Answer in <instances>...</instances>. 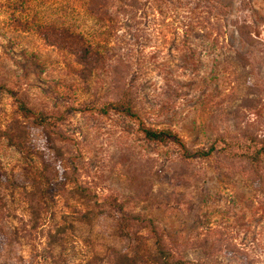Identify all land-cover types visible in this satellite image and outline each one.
<instances>
[{"label": "rangeland", "instance_id": "1", "mask_svg": "<svg viewBox=\"0 0 264 264\" xmlns=\"http://www.w3.org/2000/svg\"><path fill=\"white\" fill-rule=\"evenodd\" d=\"M81 43L103 57L89 73L73 52ZM123 79L142 121L173 130L187 155L144 140L120 113L84 110L114 99ZM0 84L13 92L0 91V127H15L27 146L0 141V264H111L112 249L156 253L147 230L136 240L118 235L108 195L151 218L189 264H264V194L242 166L193 155L246 124L264 136V0H0ZM17 97L63 115L61 138L32 127ZM42 163L53 187L32 214L27 194ZM22 220L35 226L31 236Z\"/></svg>", "mask_w": 264, "mask_h": 264}, {"label": "trees", "instance_id": "2", "mask_svg": "<svg viewBox=\"0 0 264 264\" xmlns=\"http://www.w3.org/2000/svg\"><path fill=\"white\" fill-rule=\"evenodd\" d=\"M245 36V35H244ZM248 42H251L250 37H245ZM76 60L83 67V73H89L92 68L100 64L103 57L95 51L89 44L81 43L79 49L73 50ZM120 86L119 92L112 100H102L100 102H93L88 104L84 110L96 111L99 114L106 115L110 111L120 113L136 122L137 129L141 133L144 140L152 143L167 144L173 143L177 145L182 154L187 155L186 143L182 137L176 134L170 128H153L144 123L138 115L137 104L135 98L129 89L124 87L125 80ZM126 84V83H125ZM261 88V86H256ZM0 91H5L13 94L10 88L0 84ZM17 109L22 117L28 120L32 127L40 128L46 132L54 134L55 137L61 138L62 131L60 129L63 115H48L45 112H35L31 109L26 101L22 98H16ZM251 125V126H249ZM244 125L240 131L237 132H218L212 142L206 148H197L193 151V155L200 159H208L213 155H218L222 159L227 160L229 166H242L240 172L248 181L251 187L258 193L264 194V175L262 173V162L264 155V136L257 133V126L253 128L252 124ZM17 128V127H16ZM3 129L0 127V141L7 139L12 145L19 149H25L27 146L21 141V133L17 131L15 134V127L12 129ZM54 149V147H52ZM42 155H40V160ZM42 161V160H41ZM43 164V163H42ZM49 164L44 163L42 168L36 169V179L34 192H28L27 199L32 204L30 212L38 214L42 203L46 204L48 199V191L53 187L52 178L50 176ZM56 188V187H54ZM76 194L85 199H91L95 204V195H91L86 187L78 185L75 189ZM105 204L117 213V231L122 238L141 239L142 231L147 230L149 236L154 239L156 246V253H150L148 250L141 254L136 253L133 258H129L126 254L112 249L108 255L111 264H145L152 262L154 264H189L185 259L176 256L174 250L164 242L160 235V230L151 218L143 217L139 213L127 212L124 210L122 204L117 201L113 195H108L105 198ZM3 208V203L0 200V210ZM23 223V220H22ZM27 223H23L20 231L23 236H31L35 226L26 227ZM52 242L60 240V236L50 235ZM144 250V249H142ZM195 264H199L196 262Z\"/></svg>", "mask_w": 264, "mask_h": 264}]
</instances>
